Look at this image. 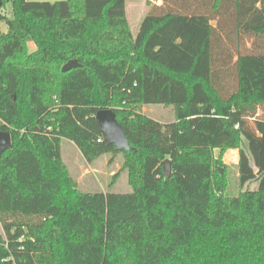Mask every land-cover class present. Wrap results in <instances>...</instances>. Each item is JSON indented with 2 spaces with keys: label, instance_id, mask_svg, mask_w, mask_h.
I'll use <instances>...</instances> for the list:
<instances>
[{
  "label": "trees",
  "instance_id": "trees-1",
  "mask_svg": "<svg viewBox=\"0 0 264 264\" xmlns=\"http://www.w3.org/2000/svg\"><path fill=\"white\" fill-rule=\"evenodd\" d=\"M0 1V264H264V0H162L136 36L126 4L140 0ZM103 108L134 150L103 141ZM63 139L89 162L121 154L132 190L112 191L119 173L81 190ZM230 148L256 189L227 194Z\"/></svg>",
  "mask_w": 264,
  "mask_h": 264
},
{
  "label": "rangeland",
  "instance_id": "rangeland-1",
  "mask_svg": "<svg viewBox=\"0 0 264 264\" xmlns=\"http://www.w3.org/2000/svg\"><path fill=\"white\" fill-rule=\"evenodd\" d=\"M55 2L58 0H38ZM1 2V1H0ZM2 3V2H1ZM161 4L162 0H140L128 1L126 4L127 16L131 31L134 36L137 35L139 27L144 16L149 12L151 5ZM2 11L10 18L13 17L11 2H6ZM0 30L6 32L8 26L5 21H0ZM28 51L30 53L36 51L37 46L28 38ZM143 112L148 116L158 120L161 123H170L175 120L174 108L165 105H145ZM264 113L262 109L258 111V116ZM249 119L247 128L253 138L260 136L258 128L260 126V117ZM62 157L68 165L71 173L77 179L79 187L83 191H108V184L113 181L116 173H119L115 179L112 191L117 193H127L132 189L128 184L127 173L122 170L123 156L121 154L112 155L107 153L101 156L94 162H89L85 159L78 147L70 140L63 139L61 142ZM215 155H219V150L216 149ZM239 149L230 148L223 154V162L227 168L228 177L230 178V186L227 194L234 195L247 189H256L259 185V179H248L245 182H240V153ZM252 160V159H251ZM254 173H258L259 169L254 167ZM224 173L225 169L221 167ZM4 233L2 224H0V235Z\"/></svg>",
  "mask_w": 264,
  "mask_h": 264
},
{
  "label": "water",
  "instance_id": "water-1",
  "mask_svg": "<svg viewBox=\"0 0 264 264\" xmlns=\"http://www.w3.org/2000/svg\"><path fill=\"white\" fill-rule=\"evenodd\" d=\"M1 5V2H0ZM77 59H72L63 65L62 70L67 71L73 67L79 66ZM99 123L103 141L107 144L115 145L116 149L132 151L134 148L130 145L129 140L122 125L118 122L116 113L112 108L99 109L95 114ZM12 147L11 134L9 131H0V157L3 152ZM164 174L169 177L171 174V161L166 159L163 165ZM222 172V169L220 168Z\"/></svg>",
  "mask_w": 264,
  "mask_h": 264
},
{
  "label": "crops",
  "instance_id": "crops-1",
  "mask_svg": "<svg viewBox=\"0 0 264 264\" xmlns=\"http://www.w3.org/2000/svg\"><path fill=\"white\" fill-rule=\"evenodd\" d=\"M73 143V142H72ZM74 144V143H73Z\"/></svg>",
  "mask_w": 264,
  "mask_h": 264
}]
</instances>
